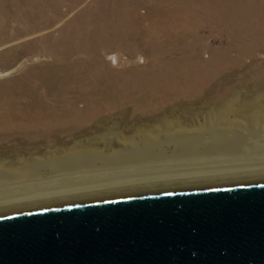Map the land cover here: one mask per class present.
<instances>
[{
  "label": "rangeland",
  "instance_id": "1",
  "mask_svg": "<svg viewBox=\"0 0 264 264\" xmlns=\"http://www.w3.org/2000/svg\"><path fill=\"white\" fill-rule=\"evenodd\" d=\"M198 28V43L203 46L200 62L205 61L209 67L187 69L189 76L183 85L213 91L226 89L221 93L229 96L218 102V111L232 99L239 105L263 94L264 0H0V116L11 117L21 122L22 127L11 129L0 125V132L5 133L0 136V148L3 147L0 162L22 157L25 149L32 152L38 148L43 152L50 146L70 147L76 140L90 135L83 136L77 130L75 140L71 132L54 128L49 131L48 138L41 139L37 136L41 128L30 126L34 121L30 112L40 111L36 106L59 108V105L70 103L92 108L91 100L78 95L91 86L93 79L86 77L97 74V68L108 77L116 73L123 75L126 83L123 88L127 90L108 91L131 97L120 107L124 108L127 119V122L123 119L121 127L158 124L157 119L167 114L170 118L180 116L186 121L195 116L196 111H205L202 102L194 103L200 98L194 97L183 99L176 106L167 104L159 108L155 116L134 108L131 102L138 90L154 92L171 91L174 86L176 90L182 88L161 84L164 77L157 72L146 73L156 60L168 62L170 67L184 59V52L192 54L194 49L189 45L195 46L193 33ZM242 34L248 37L244 39ZM65 65H69L70 70L78 68L76 72L67 73L72 77L69 84L63 87L59 83H49V76L59 74ZM76 73L85 78H74ZM173 77L174 74H168V79ZM259 102L264 103V97H260ZM23 107L30 110L25 120H21V116L17 118L24 113ZM13 111L18 113L13 114ZM104 111L109 113L105 109L89 110L99 116ZM232 119L244 125L248 123V117L232 116ZM204 121L207 118L200 117L195 126ZM87 126L93 130L92 125ZM6 130L16 131L8 136ZM32 136L37 139L36 145L31 142Z\"/></svg>",
  "mask_w": 264,
  "mask_h": 264
},
{
  "label": "bare ground",
  "instance_id": "2",
  "mask_svg": "<svg viewBox=\"0 0 264 264\" xmlns=\"http://www.w3.org/2000/svg\"><path fill=\"white\" fill-rule=\"evenodd\" d=\"M198 32L199 28L193 33L195 46L189 45L194 49L192 54L184 52V59L170 67L168 62L156 60L146 73L157 72L158 76L164 77L161 84L169 83L182 88L176 90L174 86L171 91L154 92L138 90L139 93L133 96L131 102L134 108L155 116L159 108L162 109L167 104L176 106L183 99L200 98L194 103L202 102L201 106L205 111H196V115L186 121L179 115L170 118L167 114L157 119L158 124L142 127L138 125L136 128L121 127L125 114L124 108L120 107L131 97L127 98L122 94L117 96L108 91L127 90L123 88L126 85L122 80L123 75L116 73L108 77L97 68V74L92 73L86 77L93 79L91 86L78 95H85L91 100L92 103L89 104L93 105L92 108L70 103L59 105V108L50 105L36 106L40 111L35 114L30 112L34 120L30 122V126L41 128L37 130V136L41 139L48 138L49 131L54 128L71 132L74 139L78 131L83 136L90 135L80 138V141L75 139L76 142L70 147L50 146V149L43 152L38 148H34L32 152L25 149L22 150L25 152L22 157L1 161L0 215L88 200L263 182L264 103L259 102V99L264 97V93L259 92L256 98L243 104L237 102L239 105L232 99L227 105H221V110L218 111V102L229 96L221 93L226 89L213 91L214 89L209 88L184 86L189 76L187 69L209 67L205 61L202 60V64L200 62L203 46L198 43ZM241 36L244 39L248 37L246 34ZM88 64L95 66L90 62ZM63 67L59 74L49 76V83H59L63 87L69 84L72 77L69 78L67 73L76 72L78 68L70 70L67 68L69 65ZM79 74L76 73L74 78H85ZM168 74H174V77L168 79ZM153 85L160 86L158 83ZM231 96L235 97L233 93ZM11 107L17 109L20 106ZM90 109H105L109 113L104 111L100 116L93 115L95 112H89ZM22 111L24 113H20L17 118L21 116L20 119L25 120L30 110L23 107ZM16 113L18 112L13 111V114ZM117 113H121V116L118 117ZM232 116L248 117V123L241 124L240 121L233 120ZM200 117L205 120L207 118V121L195 126ZM10 118L0 116V125L4 128L12 127L11 129L22 128L19 124L21 122ZM89 124L93 130L89 126L85 127ZM13 131L16 130H6L8 136ZM4 135L5 133L0 132V136ZM32 137L31 142L36 145L37 139ZM74 139L70 141H75Z\"/></svg>",
  "mask_w": 264,
  "mask_h": 264
},
{
  "label": "water",
  "instance_id": "3",
  "mask_svg": "<svg viewBox=\"0 0 264 264\" xmlns=\"http://www.w3.org/2000/svg\"><path fill=\"white\" fill-rule=\"evenodd\" d=\"M0 264H264V181L3 214Z\"/></svg>",
  "mask_w": 264,
  "mask_h": 264
}]
</instances>
